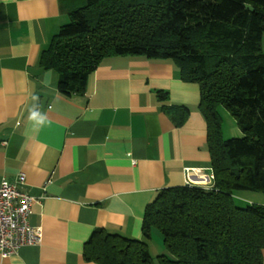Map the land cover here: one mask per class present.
Here are the masks:
<instances>
[{"label": "crops", "instance_id": "crops-1", "mask_svg": "<svg viewBox=\"0 0 264 264\" xmlns=\"http://www.w3.org/2000/svg\"><path fill=\"white\" fill-rule=\"evenodd\" d=\"M81 1L0 0V181L24 176L42 234L0 264H94L83 255L94 231L141 239L160 190L212 182L199 87L172 60L107 57L83 94L58 91L39 59Z\"/></svg>", "mask_w": 264, "mask_h": 264}, {"label": "trees", "instance_id": "trees-1", "mask_svg": "<svg viewBox=\"0 0 264 264\" xmlns=\"http://www.w3.org/2000/svg\"><path fill=\"white\" fill-rule=\"evenodd\" d=\"M262 34L264 0H82L68 13L39 59L57 74L58 91L83 94L107 57L172 60L183 80L198 84L213 174L208 186L160 190L144 211L141 239L94 231L85 260L262 264L264 205L234 201L235 193L264 194ZM219 107L235 118L240 137H222ZM154 231L165 248L155 258L147 244Z\"/></svg>", "mask_w": 264, "mask_h": 264}, {"label": "built area", "instance_id": "built-area-1", "mask_svg": "<svg viewBox=\"0 0 264 264\" xmlns=\"http://www.w3.org/2000/svg\"><path fill=\"white\" fill-rule=\"evenodd\" d=\"M189 170L187 169L186 173ZM208 179L212 181L213 174ZM24 183V176L19 175L14 182L0 181V256L14 255L21 247L38 245L42 234L38 227L28 221L30 205L34 198L19 189ZM184 185H198L187 176Z\"/></svg>", "mask_w": 264, "mask_h": 264}, {"label": "rangeland", "instance_id": "rangeland-1", "mask_svg": "<svg viewBox=\"0 0 264 264\" xmlns=\"http://www.w3.org/2000/svg\"><path fill=\"white\" fill-rule=\"evenodd\" d=\"M66 22H68V19ZM261 51L262 53H264V34H262L261 38ZM218 111L221 118L222 137L225 140L229 138L240 137L242 133L239 127L237 126L235 118L230 114V112L223 107H219ZM240 193L243 195V198H245V202L241 201L240 198H237L235 195L234 201L239 206H244L246 204L248 205L247 202L249 201L254 202L255 204H260V202H264V194L260 192H247V194L244 192ZM147 244L152 257L155 258L157 255L165 253V248L162 243V237L159 232L154 231L152 237L147 240ZM154 260L157 264L156 259Z\"/></svg>", "mask_w": 264, "mask_h": 264}, {"label": "clouds", "instance_id": "clouds-1", "mask_svg": "<svg viewBox=\"0 0 264 264\" xmlns=\"http://www.w3.org/2000/svg\"><path fill=\"white\" fill-rule=\"evenodd\" d=\"M37 115H38V113H36L35 111H33V112L31 113L30 119H34ZM39 123H43V119H41V120L39 121Z\"/></svg>", "mask_w": 264, "mask_h": 264}]
</instances>
